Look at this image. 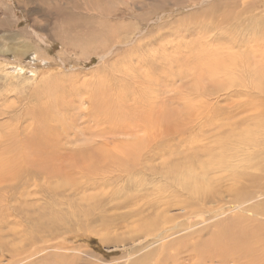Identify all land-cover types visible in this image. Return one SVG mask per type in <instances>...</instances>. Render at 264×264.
<instances>
[{"label":"rangeland","instance_id":"rangeland-1","mask_svg":"<svg viewBox=\"0 0 264 264\" xmlns=\"http://www.w3.org/2000/svg\"><path fill=\"white\" fill-rule=\"evenodd\" d=\"M212 4L214 0H0L2 101L17 98L21 109L50 101L67 129L61 156L70 176L58 207L67 224H61L63 235L51 241L54 246L63 237L66 245L90 251L104 264H126L124 253L144 239L137 237L133 224L139 207L159 197L182 203L193 189H204L201 178L184 179L190 164L178 158L191 154L199 163L206 160L201 146H211L218 135V116H235L223 122L236 124L249 115L234 111L245 101L241 94L255 97L249 90L253 85L264 91V36L262 28L249 22L259 18H224L240 6ZM263 10L259 5L255 14ZM254 42L259 46L252 48ZM104 99L111 101L110 119L103 116ZM127 110L140 125L150 116L159 118L133 129ZM207 110L205 118L215 122L211 126L200 116ZM19 114H2L0 122ZM105 147H112L110 156L100 160ZM175 148V155L165 153ZM183 148L192 150L183 153ZM220 175L223 181L216 188L223 183V191L231 186V177L229 171ZM126 198L132 205L123 206ZM180 212L171 208L166 215L181 217ZM170 225L162 222L159 228ZM78 226L89 232L80 233ZM2 229L3 243L16 249L18 257L34 250L28 241L11 239L14 230L20 233L19 226ZM8 261L3 258L0 264Z\"/></svg>","mask_w":264,"mask_h":264},{"label":"bare ground","instance_id":"bare-ground-1","mask_svg":"<svg viewBox=\"0 0 264 264\" xmlns=\"http://www.w3.org/2000/svg\"><path fill=\"white\" fill-rule=\"evenodd\" d=\"M214 4H212L214 7L239 5L238 11L232 12L230 9L224 18H259L256 21L250 19L249 22H254L262 28L260 30L264 36V21H259L260 18H264L259 15L263 14L264 10L255 14L259 5H264V0H214ZM213 6L211 8H214ZM255 46H259L258 42H254L252 48ZM257 88L259 89L257 85L249 88L253 90L255 97L250 96L248 91L242 92L245 101L234 106L236 114L248 113V116L242 117L243 119L234 125H226L223 121L235 116L222 114L218 116L221 123L218 122L219 124L214 127L219 131L218 135H215L210 142L211 146L209 144L201 146L206 160L199 163V159L195 160L197 158L191 154L178 158L190 164L185 166L184 179L191 182L196 179L195 177L201 178L203 182L200 185L204 189H193L189 200L182 203L169 204L168 199L156 198L152 202H146L133 213L137 237L144 239L134 248H128L121 258L123 262L126 264H264V158L260 157L264 156V96H262L264 91ZM256 89L261 93L259 96L254 93ZM155 96L152 95V99H155ZM0 99V116L12 115L18 111L22 114L6 117L7 120L0 122V252L2 253L0 263L3 258H8L10 261L4 264H75L76 262L104 264V261L95 257L92 252L66 245L63 237L60 238V245L51 244L52 240L63 235L60 232L61 224H67L58 209L62 203L60 199L64 197L61 188L70 176L61 156L64 146L62 141L67 139V129L61 118V112L57 111L58 109L52 106L50 101L45 106L36 102L21 109L17 106L21 104L17 98L14 103L7 102V99L2 101L1 97ZM150 102L155 106V101ZM109 103H111L110 99L102 101L106 114L103 116L106 119H110ZM38 104L40 107L36 106ZM94 105L98 110L97 105L95 103ZM207 113L209 110L201 113L200 116L207 123L206 126H211L215 122L213 118L210 120L205 118ZM127 115L130 117L128 120L133 122V129L145 127L148 122L158 121L156 118H159L157 115L150 116V120L146 119L147 123L140 125L138 120L132 119L130 112ZM28 119L30 123L24 126ZM144 120L143 122L146 121ZM92 122L98 126V121ZM128 127L132 125L128 124ZM156 143L155 141L150 144V147ZM196 145L198 143H195ZM156 148L158 146L151 150ZM102 150L104 153L100 156V160L102 158L106 160L110 156L112 147H105ZM189 150L192 149L183 148L182 152ZM174 151L177 152L178 149L165 153L175 155ZM132 158L134 161L133 154ZM193 161L200 168L198 173L192 167ZM226 170L231 177V186L221 191L223 183L220 188H216V185L221 180L220 173L227 172ZM184 179L181 177L176 180ZM146 195L148 193H145ZM33 196H35L32 199L35 200L34 202L30 199ZM225 197H229L231 201L226 202ZM37 198L42 201L41 204L36 203ZM125 202L127 203L123 206L127 207L132 205L133 201L126 198L123 203ZM171 208L180 209L181 217L184 219L173 224V221L181 217H167L166 213ZM162 222L171 225L164 227L167 229H160L159 224ZM9 225L21 228L20 233L23 236L14 230L16 232L10 234L11 239H22L21 242L28 241L30 245L33 244L34 250L31 253L29 251L18 257L16 249H8L3 243L2 228ZM26 230L29 232L28 235H24ZM78 230L83 234L89 232L87 229H80V226ZM162 230L166 231V235ZM56 231L58 233H55ZM10 236L6 238L10 239ZM168 236L172 237L168 238ZM41 239L44 241H39ZM22 243L26 244V242ZM63 250L66 251L65 254Z\"/></svg>","mask_w":264,"mask_h":264}]
</instances>
